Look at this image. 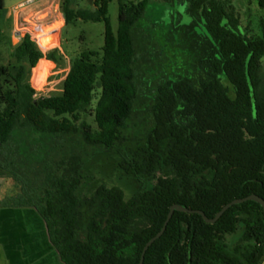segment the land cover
I'll return each instance as SVG.
<instances>
[{
  "label": "trees",
  "instance_id": "16d2710c",
  "mask_svg": "<svg viewBox=\"0 0 264 264\" xmlns=\"http://www.w3.org/2000/svg\"><path fill=\"white\" fill-rule=\"evenodd\" d=\"M61 2L66 26L104 24L103 46L70 61L59 95L33 98L30 70L64 58L27 35L9 42V61L0 64V171L16 192L0 208L34 209L62 264H139L172 205L212 219L234 200H264V0H257L255 36L247 35L231 0H117L116 33L111 0ZM152 2L185 4L190 22L166 28L162 16L150 19ZM140 24L160 46L156 70L138 65ZM3 37L0 29V45ZM96 92L93 128L80 116ZM139 105L143 126L135 122ZM109 154L115 169L138 184L127 201L90 173ZM262 260L264 209L248 201L214 224L174 212L142 264Z\"/></svg>",
  "mask_w": 264,
  "mask_h": 264
},
{
  "label": "rangeland",
  "instance_id": "374dc122",
  "mask_svg": "<svg viewBox=\"0 0 264 264\" xmlns=\"http://www.w3.org/2000/svg\"><path fill=\"white\" fill-rule=\"evenodd\" d=\"M17 1L19 0H7L6 7L13 5ZM90 4L91 3L85 2L82 3V6ZM231 4L237 12L241 25L245 29L247 35H258V18L260 10L257 5V0H231ZM185 10V4L171 6L169 4L156 2L150 3L147 8V12L151 13V15H149L151 16L150 19L159 18L161 16L163 17V24L166 28L169 24H173L175 27L188 24L190 18ZM0 12L5 13L6 11L2 9ZM108 18L113 32L116 33L118 28L117 0H111L108 6ZM103 33L104 24L101 22L84 23L79 21L60 30L58 32L56 44L63 49V62L58 66L46 62L43 65H38L30 70L27 81L30 87L34 90L33 98L59 95L62 89V81L69 70L70 61L82 53L100 51L103 46ZM3 36V41L0 45V64L6 66L9 61L12 42L8 39V33ZM134 40L138 54L139 67L141 69H146L147 67L151 70L158 69L160 46L156 42V39H150V37L146 35L143 26L140 24L136 26L134 30ZM15 41L16 39H14V42ZM9 42H11V44ZM51 44V41H43L42 45L46 48L44 51L57 48L56 45ZM12 46H15V44H12ZM224 85L228 86L226 82ZM98 93L99 92L95 93L91 107L88 109L89 112L85 116H80L81 120L85 121L93 128L95 127V124L93 116L90 115V113L95 106ZM142 107L143 106L139 105L137 108L138 113L135 122L140 123L143 126V119L146 115L144 112L145 109ZM106 158L107 159L101 157V159H98L96 162L98 167L94 165L95 167L90 169V173L100 184L121 189L124 193V199L126 201L129 200L136 192L138 184L132 178L124 175L118 169H115L114 165L117 159L114 154H109ZM89 160L91 161V158ZM94 160L95 158L93 159V162ZM15 192L16 188L10 177L0 171V203L7 197L14 195Z\"/></svg>",
  "mask_w": 264,
  "mask_h": 264
},
{
  "label": "crops",
  "instance_id": "0c3cea01",
  "mask_svg": "<svg viewBox=\"0 0 264 264\" xmlns=\"http://www.w3.org/2000/svg\"><path fill=\"white\" fill-rule=\"evenodd\" d=\"M6 4L4 0L6 12H0V29L3 35L8 33L11 42L19 26L29 22L43 41L57 46L58 32L66 28L61 0H19L9 7ZM57 49L64 56L62 47ZM0 264H62L34 209L0 208Z\"/></svg>",
  "mask_w": 264,
  "mask_h": 264
},
{
  "label": "water",
  "instance_id": "95a60500",
  "mask_svg": "<svg viewBox=\"0 0 264 264\" xmlns=\"http://www.w3.org/2000/svg\"><path fill=\"white\" fill-rule=\"evenodd\" d=\"M86 2L88 3H92L94 0H85ZM248 201H252V202H255L257 204H259L262 209H264V200H262L261 198H259L258 196L256 195H251V196H248L244 199H238V200H234L228 204H226L217 214L214 218L212 219H209L205 216V214L202 212V211H194V210H189L187 209L186 207H183V206H180V205H172L169 209V212H168V215H167V218H166V221L162 227V229L160 230V232L158 234H156V236H154L152 239H150L147 244L145 245V247L143 248V251H142V255H141V258H140V262L139 264H142L143 263V259H144V255L146 253V251L148 250V248L156 241L158 240L164 233L165 229H166V226L168 224V222L170 221V219L172 218V215L174 212H181V213H187V214H197L199 216L202 217V219L204 220L205 223L207 224H214L216 223L220 217L229 209L231 208L232 206L234 205H237V204H241V203H244V202H248Z\"/></svg>",
  "mask_w": 264,
  "mask_h": 264
},
{
  "label": "built area",
  "instance_id": "2783aa9c",
  "mask_svg": "<svg viewBox=\"0 0 264 264\" xmlns=\"http://www.w3.org/2000/svg\"><path fill=\"white\" fill-rule=\"evenodd\" d=\"M26 35L30 37V39L37 45V47L40 50L44 51V49H46L42 45V42H43L42 37L36 34L34 29L30 26L29 22H23L19 26V29L16 32L13 33V35H12V43L15 44V45H18L22 41L23 37L26 36ZM14 39H16L15 42H14ZM260 264H264V260H262V262Z\"/></svg>",
  "mask_w": 264,
  "mask_h": 264
}]
</instances>
